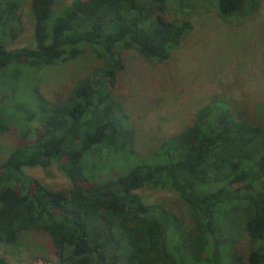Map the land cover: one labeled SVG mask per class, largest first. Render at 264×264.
Listing matches in <instances>:
<instances>
[{"label": "trees", "instance_id": "trees-1", "mask_svg": "<svg viewBox=\"0 0 264 264\" xmlns=\"http://www.w3.org/2000/svg\"><path fill=\"white\" fill-rule=\"evenodd\" d=\"M262 1L72 0L53 10L55 0H29L34 47L9 50L3 38L18 21L22 0H0L1 83L9 75L17 85L22 68L72 59L79 46L100 63L62 102H48L32 88L37 112L17 107L39 129L33 141L14 145L0 161V244L14 246L20 232H40L59 264H221L217 216L227 206L225 212L242 210L245 264H264V121L249 122L213 97L189 125L140 157L131 148L128 119L110 94L124 66L121 52L167 60L191 32L188 13L196 2L213 5L216 16L229 22L251 15ZM27 127L20 136L31 133ZM4 129L0 124V133ZM110 156L128 162V170L99 182L104 166L85 175L93 162ZM51 164L70 182L67 191L50 190L23 173ZM143 187L175 194L192 222L143 204L133 193ZM232 202L239 209H231ZM231 242L227 236L222 244ZM227 259L240 264L234 252ZM0 264L9 263L0 255Z\"/></svg>", "mask_w": 264, "mask_h": 264}, {"label": "rangeland", "instance_id": "rangeland-1", "mask_svg": "<svg viewBox=\"0 0 264 264\" xmlns=\"http://www.w3.org/2000/svg\"><path fill=\"white\" fill-rule=\"evenodd\" d=\"M71 1L55 0L52 9L58 10ZM15 15L18 21L12 30H6L5 47L9 50L33 48L29 0H22ZM167 18L176 19V16L168 14ZM188 18L192 30L180 40L167 60L146 59L134 49L121 52L124 66L116 73L110 94L128 119L131 148L140 157L155 149L162 139L189 125L195 113L213 97L225 100L234 113L249 122L264 121V0L251 15L232 18L229 22L216 16L213 5L196 2L194 8L189 9ZM78 48L80 53L72 59L35 69H20L21 73L24 71V77L17 79V85L9 75H3L0 124L5 129L0 133V161L14 145H21L24 140L33 141L38 134L37 120L27 122L24 115L16 111L19 106L37 112L30 92L32 88L46 101L59 103L66 99L77 81L99 67V61L87 49ZM26 125L31 133L27 135L26 132L22 137L18 131H23ZM82 161L85 165L92 164L87 158ZM93 165L94 170L85 167V175L89 178L104 166L95 178L98 182L129 168L128 162L113 156L102 162L96 160ZM23 173L53 191H67L70 186L68 179L53 164L46 168H24ZM133 193L147 206L159 205L187 225L192 222L189 209L172 192L143 187ZM226 207L223 206L217 216L222 233L217 241L219 246L222 245L218 248L219 261L230 264L227 256L234 252L240 264H245L248 247L242 230V210L225 212L229 210ZM229 207L236 210L240 206L232 202ZM227 236L232 242L222 244ZM0 255L9 264H59L50 239L40 232H20L14 246L0 244Z\"/></svg>", "mask_w": 264, "mask_h": 264}]
</instances>
